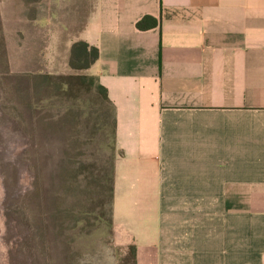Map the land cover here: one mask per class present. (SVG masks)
<instances>
[{
    "label": "crops",
    "instance_id": "1",
    "mask_svg": "<svg viewBox=\"0 0 264 264\" xmlns=\"http://www.w3.org/2000/svg\"><path fill=\"white\" fill-rule=\"evenodd\" d=\"M81 41L115 109L113 219L136 264H264V0H94L24 70L8 46L9 76L77 74Z\"/></svg>",
    "mask_w": 264,
    "mask_h": 264
},
{
    "label": "rangeland",
    "instance_id": "2",
    "mask_svg": "<svg viewBox=\"0 0 264 264\" xmlns=\"http://www.w3.org/2000/svg\"><path fill=\"white\" fill-rule=\"evenodd\" d=\"M93 5L94 0H0L1 69H8L1 63L8 46L16 51V68L24 70L26 51L40 54L50 31L62 23L74 31L81 29ZM12 94L0 77V264H131L133 241L114 222L110 225L106 183L116 159L101 146L107 139L93 137V124L85 120L82 147L74 150L68 146L71 137L47 131V122L32 129L28 122L14 121L6 107ZM93 95L86 93L85 98ZM66 161L76 175L72 180L64 176ZM58 205L74 209L73 232L65 231L67 222L60 225ZM39 224L46 229L44 244Z\"/></svg>",
    "mask_w": 264,
    "mask_h": 264
},
{
    "label": "trees",
    "instance_id": "3",
    "mask_svg": "<svg viewBox=\"0 0 264 264\" xmlns=\"http://www.w3.org/2000/svg\"><path fill=\"white\" fill-rule=\"evenodd\" d=\"M28 3H38L41 0H26ZM159 26L157 19L146 16L137 23V28L140 31H147ZM6 53H3L1 63L3 66H8L7 70L1 69L0 77L12 91L13 96H17V101L20 110L23 112V124L30 123V127L34 129L36 125H40L42 121L47 122V131L56 134H62L66 137H71L67 140L71 148L74 150L81 149V126L84 121L93 124V137L102 136L107 139L103 141L101 146L108 150L111 158H115L118 154L116 148V118L114 105L108 97L107 89L102 86L95 76L84 74L83 72L90 69L99 59L100 52L97 47L90 46L86 42H77L72 46L70 55V67L78 72L69 76H50V75H13L9 76V60ZM1 65V64H0ZM93 92L92 98H85L86 93ZM58 103V111L53 114L51 109ZM89 110V113L86 111ZM25 131V130H24ZM33 140H35L33 138ZM36 141V140H35ZM39 144V143H38ZM37 143L36 147L39 145ZM70 153H66V157ZM67 160V158H66ZM116 161V160H115ZM115 161L108 173L107 187L108 200L111 204V220L110 225H113V204L115 195ZM64 176L69 180L76 178L73 174V167L67 161L63 165ZM36 170V169H34ZM64 190L69 191V185H65ZM38 193L39 190L37 191ZM74 209L61 208L58 205L55 208V213H60V225L68 223L69 230H76V216L73 215ZM58 225V227L60 226ZM40 239L44 244L45 228L39 224ZM37 229V228H36ZM72 240H70V243ZM69 243V244H70ZM132 263L136 264V248H131Z\"/></svg>",
    "mask_w": 264,
    "mask_h": 264
},
{
    "label": "bare ground",
    "instance_id": "4",
    "mask_svg": "<svg viewBox=\"0 0 264 264\" xmlns=\"http://www.w3.org/2000/svg\"><path fill=\"white\" fill-rule=\"evenodd\" d=\"M9 139V138H8ZM12 142H13V140H11V139H9V142H8V144L10 145V147L12 148ZM12 153V151H11V149H10V154ZM13 155V154H12Z\"/></svg>",
    "mask_w": 264,
    "mask_h": 264
}]
</instances>
